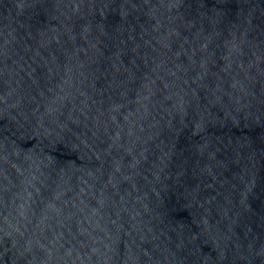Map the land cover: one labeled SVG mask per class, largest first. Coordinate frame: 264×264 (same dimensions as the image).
<instances>
[{
  "label": "water",
  "instance_id": "95a60500",
  "mask_svg": "<svg viewBox=\"0 0 264 264\" xmlns=\"http://www.w3.org/2000/svg\"><path fill=\"white\" fill-rule=\"evenodd\" d=\"M0 264H264V0H0Z\"/></svg>",
  "mask_w": 264,
  "mask_h": 264
}]
</instances>
